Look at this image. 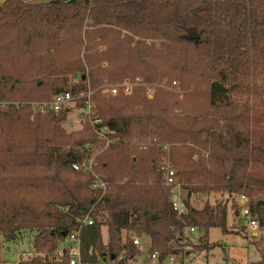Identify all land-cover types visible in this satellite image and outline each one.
<instances>
[{
	"label": "trees",
	"instance_id": "obj_1",
	"mask_svg": "<svg viewBox=\"0 0 264 264\" xmlns=\"http://www.w3.org/2000/svg\"><path fill=\"white\" fill-rule=\"evenodd\" d=\"M251 53L264 59V0H6L0 5V102L90 90L95 115L118 141L96 159L95 170L109 184L99 201L89 189L91 176L71 168L93 134L65 137L63 110L43 117H32L24 105L0 110V236L13 242L36 230L33 249L42 256L31 263L69 264L54 253L63 234L89 215L93 224L79 230L85 262L131 251L123 233L146 235L150 251L166 255L186 226L203 233L195 250L209 252L211 228L229 233L227 198L201 209L190 202L193 194L200 200L209 193L232 196L233 207L234 197L247 196L264 232V136L250 129V107L232 100ZM70 78L78 84L70 87ZM127 78H168L183 97L198 96L203 85L212 116H171L172 109H184L162 89L152 100L141 89L128 96L96 92L104 81ZM148 136L171 146L170 160L188 192V213L180 219L161 183L160 149L139 148ZM250 264H264V253Z\"/></svg>",
	"mask_w": 264,
	"mask_h": 264
},
{
	"label": "built area",
	"instance_id": "obj_2",
	"mask_svg": "<svg viewBox=\"0 0 264 264\" xmlns=\"http://www.w3.org/2000/svg\"><path fill=\"white\" fill-rule=\"evenodd\" d=\"M78 81V78H70V87L76 86ZM103 86L102 92L107 93L109 96H116L119 93L128 96L134 89H141L143 97L147 100H152L157 90L165 89L171 92L177 87V83L175 81L169 83L166 78L159 83H148L141 78H135L133 80L127 78L117 84H108L105 81ZM92 95L93 92L90 90L75 95L70 88L68 91L55 95L47 101L35 102L29 105L32 112L36 114H58L67 105L75 104L81 100L82 107H78L80 110L79 119L81 122H85L90 126L95 140L85 146L86 155L82 161L74 162L71 168L76 172L91 176L89 189L100 201L106 195L109 184L95 170L97 164L96 159L116 143L118 139L114 137V131L105 126L103 121L95 115L94 105L91 100ZM11 105L15 109L23 106L20 103ZM149 147H157L160 149L161 154L158 158L157 167L160 172L161 183L167 189L172 212L180 219L187 215L188 210L184 195V183L180 180L177 169L170 160L171 146L168 143L159 141L154 136H148L144 141L139 143V148L146 150ZM196 158L194 156L193 160H196ZM249 203L250 201L247 196L239 195L234 197L235 207H232L235 208L233 218L242 220V228H245L251 238L259 232V225L257 220L252 217ZM102 214L106 215V212H102ZM78 224L79 228L77 230L65 236L62 242V248L60 249V258L64 257L69 264H233L226 259L211 261L209 259V252L195 250L193 246L199 244V238L203 233L198 228L189 226L184 227L182 234L176 236L175 240H178V244L176 243L174 245L172 243V251L166 255L162 256L157 252L150 251V244L147 254L144 255L141 236L134 234L131 236L129 234L126 238L132 247L131 251L123 250L116 255L99 256L95 262H85L81 256L79 230L83 226H91L93 219L89 215H85L78 220ZM194 234L199 235L197 237L199 240L196 239L197 243L191 239V236Z\"/></svg>",
	"mask_w": 264,
	"mask_h": 264
},
{
	"label": "rangeland",
	"instance_id": "obj_3",
	"mask_svg": "<svg viewBox=\"0 0 264 264\" xmlns=\"http://www.w3.org/2000/svg\"><path fill=\"white\" fill-rule=\"evenodd\" d=\"M5 1L6 0H0V5ZM240 80L241 85L233 94L232 100L236 102L237 105L245 104L250 107L251 113H248L249 115L253 116V121L250 122V129L254 130V132H260L264 136V59H260V57H257L255 53H251L249 55V59L242 68ZM107 83L110 84L109 82ZM176 83L177 87L171 92L162 89L163 91L175 94L177 96V101L181 103L182 109H184H172L169 112L171 116L180 117L183 116L184 113H190L192 116H197L199 114L204 115L205 113H207L205 114L206 116H212L209 114L212 111L207 108L206 94L203 85L199 87L200 92H198V96L183 97L182 92L178 88L179 84L178 82ZM104 84L105 81L96 90V92L98 91L100 96L109 97L107 93L102 92ZM15 103L18 102L14 99L6 102H0V110H4L7 107L12 106L11 104ZM31 103H35V101L23 102L20 104L28 107L32 117H43L47 115L39 113L36 114L32 112L29 105ZM241 112H243L244 114L245 110L242 109ZM62 113L65 116L64 120L59 123V127L63 131L65 137H69L72 140L80 139L86 135L90 136V134H93L92 130L89 128V125L85 122H81L79 119L80 110L78 108V103L67 105V107L63 109ZM58 115L59 114H56V116ZM259 168L263 169L264 171V168ZM184 190V195L185 197H187V189ZM196 197L197 195L193 194L190 198V202L197 209L203 208L205 203L211 206H215L218 202L224 201L227 198L226 223L229 233L224 234L218 228H211L208 231V242L215 246V248L209 251V259L211 261L226 259L228 260V262L233 264H250L251 262H256L258 260V257H260V252L262 251L264 253V232L259 231L255 236L250 238L245 228H242V220L239 218H233L235 208L232 207V204L230 202L232 196H230L229 199V197H226V195H222L219 193H209L205 194L202 199L200 197V200L196 199ZM36 233V230H32L30 232H27L26 234L24 233L23 235H18L17 239L13 242H7L0 236V243L2 245L0 257L5 262V264H32V260H34L38 256H42L41 254L36 253V251H34L33 249L34 236ZM130 235L132 236V234ZM126 236L128 237L129 234L123 233L124 239L126 238ZM102 237L104 243H106V228H102ZM197 237H199V235L197 234L191 236L193 242L197 243V240L200 239H198ZM141 242L142 251L144 255H146L149 248L150 239L146 235H143L141 237ZM62 245L63 243L59 244V252L54 254L55 260L60 259V249L62 248Z\"/></svg>",
	"mask_w": 264,
	"mask_h": 264
},
{
	"label": "water",
	"instance_id": "obj_4",
	"mask_svg": "<svg viewBox=\"0 0 264 264\" xmlns=\"http://www.w3.org/2000/svg\"><path fill=\"white\" fill-rule=\"evenodd\" d=\"M82 78H83V77H82ZM23 233H25V234H26L27 232H26V231H24ZM63 236L65 237V233L63 234Z\"/></svg>",
	"mask_w": 264,
	"mask_h": 264
},
{
	"label": "crops",
	"instance_id": "obj_5",
	"mask_svg": "<svg viewBox=\"0 0 264 264\" xmlns=\"http://www.w3.org/2000/svg\"><path fill=\"white\" fill-rule=\"evenodd\" d=\"M202 198H203V196H201V199H202ZM23 234H24V233H23ZM58 252H59V250H58L57 252H55V253H58ZM55 253H54V254H55Z\"/></svg>",
	"mask_w": 264,
	"mask_h": 264
}]
</instances>
